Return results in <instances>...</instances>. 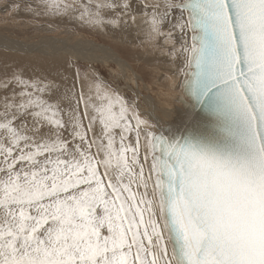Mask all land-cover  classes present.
<instances>
[{
  "label": "snow or ice",
  "instance_id": "obj_1",
  "mask_svg": "<svg viewBox=\"0 0 264 264\" xmlns=\"http://www.w3.org/2000/svg\"><path fill=\"white\" fill-rule=\"evenodd\" d=\"M44 6L98 27L133 8ZM140 7L148 38L171 43L179 123L144 119L98 83L96 103L83 84L56 95L53 82L0 81V264H264V0ZM19 8L0 0L6 16Z\"/></svg>",
  "mask_w": 264,
  "mask_h": 264
},
{
  "label": "rangeland",
  "instance_id": "obj_2",
  "mask_svg": "<svg viewBox=\"0 0 264 264\" xmlns=\"http://www.w3.org/2000/svg\"><path fill=\"white\" fill-rule=\"evenodd\" d=\"M16 2L20 4V8L10 16H6L0 9V81L19 74L30 83L53 82L60 86L56 95H62L72 89L73 85L74 92H79L83 84L85 95H92L96 103L99 101H95L93 85L98 83L101 91L107 89L118 93L129 103L135 102L144 119L160 122L166 119L179 83L177 78L173 83L170 74H166L168 65L173 63L169 55L171 43H166L164 36L149 39L146 34L147 17L142 14L143 9L140 7L144 0H131L132 10L122 16L121 23L116 27L111 24L103 27L87 24L78 18L79 11L71 12L68 16H53L45 10V0ZM62 2L73 3L74 0ZM116 11L120 12V9ZM132 16L136 17L134 23ZM105 17L114 19L116 14L106 12ZM169 30L170 25L165 22L164 33ZM177 35L178 32H174V36ZM21 47L24 48L20 49ZM26 56H41L53 62L58 60L65 65L67 75L62 73L61 78H42L37 71H32L27 65L16 61L17 58ZM11 87L15 88L16 93L24 90L22 85L14 83ZM27 91L32 89L28 88ZM3 95L0 90V100ZM16 99H20L19 95ZM99 127L97 124V131Z\"/></svg>",
  "mask_w": 264,
  "mask_h": 264
},
{
  "label": "bare ground",
  "instance_id": "obj_3",
  "mask_svg": "<svg viewBox=\"0 0 264 264\" xmlns=\"http://www.w3.org/2000/svg\"><path fill=\"white\" fill-rule=\"evenodd\" d=\"M168 30V29H167ZM170 44V43H169ZM24 47H21L22 49ZM17 49V47L15 48ZM32 49V48H30ZM41 49V48H40ZM24 50V49H23ZM35 50V49H34ZM43 50V49H42ZM22 51V50H21ZM26 51V50H25ZM4 58H7L3 56ZM113 58V57H110ZM16 61L20 64L27 65L30 70L37 71L42 78L47 79L49 76H55L56 78H61V74L64 73V76L67 75V69L64 64H62L60 61L55 60L56 62H53L51 60H47L41 56H26L22 58H17ZM64 68V69H62ZM171 72V71H169ZM54 78V77H50ZM174 79V77H173ZM172 79V80H173ZM178 85V84H177ZM175 86V85H174ZM175 88V87H174ZM101 89V88H100ZM170 91V90H169ZM173 93V92H171ZM170 94V93H169ZM175 95V94H174ZM172 97V96H171ZM74 102V101H73ZM64 105L67 104V101L63 103ZM168 116V115H167ZM166 116V117H167ZM86 123V122H85ZM134 138V136H133ZM119 144V143H118Z\"/></svg>",
  "mask_w": 264,
  "mask_h": 264
},
{
  "label": "water",
  "instance_id": "obj_4",
  "mask_svg": "<svg viewBox=\"0 0 264 264\" xmlns=\"http://www.w3.org/2000/svg\"><path fill=\"white\" fill-rule=\"evenodd\" d=\"M182 78V77H181ZM180 92V88L178 87L177 93L175 94V96L173 97V101L169 107V111H168V116L166 117V119L162 120L161 123H165V122H169V123H173V124H178V121H175V116L176 113L174 112L175 108H182V105H180L177 101H176V96L177 94Z\"/></svg>",
  "mask_w": 264,
  "mask_h": 264
},
{
  "label": "crops",
  "instance_id": "obj_5",
  "mask_svg": "<svg viewBox=\"0 0 264 264\" xmlns=\"http://www.w3.org/2000/svg\"><path fill=\"white\" fill-rule=\"evenodd\" d=\"M179 47V44H177V48ZM173 60V59H172ZM166 65H168V64H166ZM171 65V66H170ZM170 65H168V69H166V74H170V78L171 79H173V77H174V79H173V83H175L176 82V78H177V81H178V83H179V81H180V79H181V77L180 76H175L174 75V73H175V71H176V66H175V64H174V62L171 64L170 63ZM169 67H172V69H169ZM169 71H171V72H169Z\"/></svg>",
  "mask_w": 264,
  "mask_h": 264
}]
</instances>
